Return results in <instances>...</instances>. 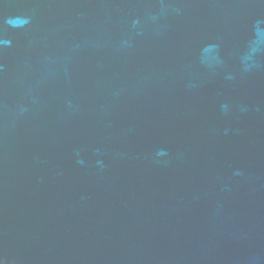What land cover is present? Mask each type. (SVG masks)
<instances>
[{
  "label": "water",
  "instance_id": "95a60500",
  "mask_svg": "<svg viewBox=\"0 0 264 264\" xmlns=\"http://www.w3.org/2000/svg\"><path fill=\"white\" fill-rule=\"evenodd\" d=\"M0 264H264V0H0Z\"/></svg>",
  "mask_w": 264,
  "mask_h": 264
}]
</instances>
